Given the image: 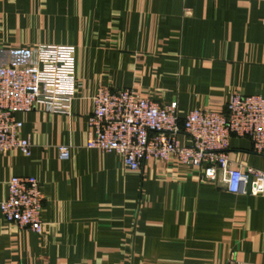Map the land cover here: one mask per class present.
<instances>
[{
  "label": "crops",
  "instance_id": "obj_1",
  "mask_svg": "<svg viewBox=\"0 0 264 264\" xmlns=\"http://www.w3.org/2000/svg\"><path fill=\"white\" fill-rule=\"evenodd\" d=\"M38 44L75 47V97L69 115L16 114L31 153L0 154V201L10 177L33 175L44 224L34 233L0 212V263L264 264V192L231 193L174 161L131 171L84 147L99 85L175 100L180 118L264 95V0H0V66L24 65ZM226 154L264 169L246 137L231 136Z\"/></svg>",
  "mask_w": 264,
  "mask_h": 264
},
{
  "label": "built area",
  "instance_id": "obj_2",
  "mask_svg": "<svg viewBox=\"0 0 264 264\" xmlns=\"http://www.w3.org/2000/svg\"><path fill=\"white\" fill-rule=\"evenodd\" d=\"M24 65L0 66V154L19 150L31 153L28 138L19 131V112L41 107L69 115L75 97V47L38 44L29 49ZM87 117L89 137L84 147L117 154L123 166L139 170L145 161H174L195 168L200 178L219 180L231 193L264 192V169L234 166L226 149L231 136L250 139L254 153L264 155V95L231 94L224 112L192 109L179 117L177 101L159 104L138 97L127 88L99 85ZM187 143H181L179 134ZM61 159L70 156V145H58ZM250 186L248 189V179ZM0 212L8 223L40 233L43 193L33 175L12 176ZM0 264H23L9 262ZM227 264H241L229 259Z\"/></svg>",
  "mask_w": 264,
  "mask_h": 264
},
{
  "label": "water",
  "instance_id": "obj_3",
  "mask_svg": "<svg viewBox=\"0 0 264 264\" xmlns=\"http://www.w3.org/2000/svg\"><path fill=\"white\" fill-rule=\"evenodd\" d=\"M250 178L248 179V184H247V186H248V189H249V186H250Z\"/></svg>",
  "mask_w": 264,
  "mask_h": 264
}]
</instances>
